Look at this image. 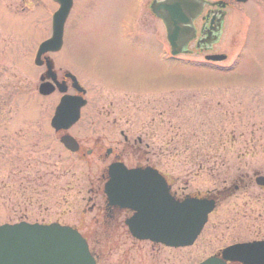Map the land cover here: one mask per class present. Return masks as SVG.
Wrapping results in <instances>:
<instances>
[{"label": "rangeland", "instance_id": "rangeland-1", "mask_svg": "<svg viewBox=\"0 0 264 264\" xmlns=\"http://www.w3.org/2000/svg\"><path fill=\"white\" fill-rule=\"evenodd\" d=\"M128 2L74 0L64 49L51 56L55 68H67L57 60L82 81L91 78L92 71L101 82L117 87L170 89L155 99L164 98V106H152L157 109L155 122L162 119L169 126L165 139L173 140V165L187 167L188 176L205 173L204 180L211 182L227 178L231 183L244 176L251 181L256 204L254 214L245 216L250 190L236 196L212 217L197 242L184 249L152 247L117 230L105 243L93 245L98 264H195L235 239L264 238V193L253 183L254 175L264 173V0L231 3L213 49L226 59L213 63L201 56H179L174 63L160 59L148 37L123 23L133 13ZM54 9L51 0H0V225L59 222L87 235L95 228V213L81 211L90 205L83 202L86 191L98 186V174L87 168L94 170L95 158L78 162L61 148L49 127L58 93L42 97L36 91L42 67L33 65V57L43 37L49 36ZM158 30L161 37L160 25ZM153 50L158 59L147 56ZM186 61H200L207 68L186 66ZM124 92H104L99 102L90 93L82 118L88 119L90 112L108 113L109 119L138 116L135 92ZM120 94V106L108 110L107 103ZM124 102L132 110L123 109ZM148 107L139 106L144 124L150 118ZM168 118H174L173 123ZM88 133L86 139L93 140ZM129 159L125 163L134 165V158Z\"/></svg>", "mask_w": 264, "mask_h": 264}, {"label": "flooded vegetation", "instance_id": "flooded-vegetation-1", "mask_svg": "<svg viewBox=\"0 0 264 264\" xmlns=\"http://www.w3.org/2000/svg\"><path fill=\"white\" fill-rule=\"evenodd\" d=\"M182 3L184 1L182 0ZM219 3V4H218ZM231 3H234L232 0H209L203 5L200 14L191 21V26L194 30V38L186 45V47L182 50L181 55L174 56L172 55L168 42L166 40V31L163 20L159 17V14L166 15L168 19V23L172 21L173 15L170 11L166 10V7L169 5V1L167 0H129L127 8L132 10L133 13L130 16H125L123 18V23L129 25L135 32L136 35L148 37L149 45L153 48L155 47L159 49V57L160 59L170 60L173 63L177 60L176 57L179 56H188V57H200L204 62H208L205 58L208 55H217L214 53L213 49L215 45L219 43L220 35L223 31V26L226 17V10L230 8ZM167 5V6H166ZM74 9V0H72V5L69 10V13L65 19L63 25L62 32V43L60 49L54 53L59 54L64 49V33L67 29L71 16L73 14ZM159 25L162 27V36L160 37V33L158 30ZM181 25V24H180ZM183 26V25H182ZM220 34V35H219ZM47 38V37H43ZM43 39V40H45ZM42 40V41H43ZM53 54H48V57L52 61L54 78L55 81L63 86L66 89V94L69 96H76L77 93L75 89H83L85 91L82 96L86 100V104L80 109V116L75 124H73L68 130L64 132H55L51 127V131L53 132L54 137L57 139L61 148H63L67 153L76 157L78 162L86 160L88 157L95 158L94 165H91L94 170H92L89 166L87 167L89 171H94L95 174H98L96 182L98 184L97 188H89L86 191V196L83 199V202L86 204H90L88 206L87 211L82 210L81 213H95L93 217V226L95 228L91 229L87 237H93L100 231H105L107 236H114L117 230H123L125 234L130 235L124 225V221L132 216V212L129 210H121L117 207L109 206L106 202V197L102 191L103 184L107 180V171L108 167L112 163H120L124 165V167L128 170L132 169H144L150 168L156 171L165 181V184L168 188L169 196L178 202L183 201L186 198H194V199H205L208 201H212L214 204V208L211 213L207 216V220L205 225L203 226L200 234L192 244V246L197 242V240L202 236L206 226L210 224L211 219L214 215L220 214V208L228 205L230 202L235 200V197L238 195L245 196V193L250 190L251 181H244V176L237 179V181H232L231 183H227V178L222 182H211L206 181L204 178L207 176L205 173L201 175L192 174L190 176L187 175L184 170L187 167L184 166H176L173 165L174 162V153H173V140L165 139V135L169 132V126L163 124V120L159 119L158 122H155L156 118H153V109L152 104H156L157 106H164V98L160 101L155 100L156 98L163 97V94L170 92V89L161 88H141V89H131L126 86L117 87L107 83H103L100 81V77L97 76L96 72L90 71V76L88 80L82 81L76 75V73L67 66L64 62L59 63L60 65L66 66L64 67H56L51 58ZM147 56L150 59H158V53H155L154 50L152 53H147ZM56 57V56H55ZM190 61V60H188ZM183 63V62H179ZM212 63V62H210ZM186 66L192 65L197 68L207 66L205 64L202 65L200 61H195V63H190L187 61L183 63ZM211 69V68H209ZM45 71L44 66H42V77ZM44 81L49 82L45 78ZM83 82V85L81 83ZM84 84L86 86H84ZM167 86L166 88H168ZM172 90V89H171ZM123 92L132 91L138 92L134 93V99L139 101V106L142 108L143 105H149L147 110H149V117L147 122L144 124L145 117H143V113H139L138 116L135 115L134 118H112L109 119V114L90 112V117L88 119L82 118V111L88 106V100L91 99L90 93L96 97V100L99 102L100 94L104 92ZM57 92H52L50 95H53ZM122 94L112 101L107 103L108 110L116 109L120 106L119 101L122 100ZM87 95V96H86ZM45 96V97H48ZM44 97V96H42ZM60 94H58V98L60 99ZM88 97V100H87ZM58 99V100H59ZM127 101V98L125 99ZM130 102V101H128ZM132 103V101H131ZM125 106L123 109H131L130 106H127V103L124 102ZM169 107V106H165ZM132 110V109H131ZM129 111V110H126ZM125 111V112H126ZM162 116L163 114L159 112ZM94 115H98L99 117H95ZM160 116V117H161ZM174 116V109H173ZM101 118V119H100ZM158 119V118H157ZM170 122L173 123L174 118H168ZM49 120V126H50ZM87 121V123H85ZM155 122V123H154ZM154 123V124H153ZM149 127V128H148ZM160 131L162 132L161 134ZM89 136H93V140L86 139L88 136H85L86 133ZM173 133V132H172ZM63 135H67L71 137L77 147V151L71 153L67 150L63 144L60 142V138ZM85 136V137H84ZM111 141L115 142L112 144ZM160 143V144H159ZM197 154L195 157L200 158ZM211 157V156H210ZM134 165H128L125 163L126 160L131 162V159ZM102 164H105L102 166ZM98 166V167H97ZM217 167V166H216ZM179 168V171L176 172V169ZM218 168V167H217ZM190 170V169H189ZM183 171V173H182ZM184 174V175H181ZM177 174V176H176ZM214 176V175H213ZM61 178V176H60ZM192 186V187H191ZM205 186H209L212 190H204L202 189ZM255 190H258L261 193H264V188L258 187L254 184ZM195 190V191H194ZM249 205L245 212V216L254 214L255 212V191H249ZM243 207L246 208L247 204L242 203ZM218 214V215H219ZM240 224V223H239ZM74 227V226H72ZM75 228V227H74ZM133 240V239H132ZM135 241V240H134ZM251 242H264V238L260 236H248L235 239L234 241H230L226 244L221 245L216 251L212 252L210 255L204 257L199 260L195 264H199L204 261L208 257L215 256L220 258V252L233 245L251 243ZM145 243V242H144ZM148 243V242H147ZM152 247H163L159 244L148 243ZM190 246V247H192ZM189 248V247H187ZM91 252L95 256L93 259L95 263L98 264L99 255L97 251H95V247L91 244ZM171 249V248H166ZM184 249V248H179ZM226 264H239L227 262Z\"/></svg>", "mask_w": 264, "mask_h": 264}, {"label": "water", "instance_id": "water-1", "mask_svg": "<svg viewBox=\"0 0 264 264\" xmlns=\"http://www.w3.org/2000/svg\"><path fill=\"white\" fill-rule=\"evenodd\" d=\"M57 11L51 18V36L38 46L34 64L41 66L40 57L56 52L61 46L64 21L70 10L71 0H53ZM166 10L173 15L166 26L167 40L171 53L176 55L193 38L191 21L197 17L203 0H167ZM245 3L247 0H234ZM180 24L184 26H180ZM207 60L221 61L224 56H208ZM44 77L51 78L59 93L66 89L55 82L52 62L45 58ZM44 77H40V81ZM54 87L41 83L40 95H48ZM84 94L82 89H75ZM85 104L80 97L62 96L50 121L55 132L65 131L79 118V110ZM63 146L75 152V141L67 135L61 137ZM255 184L264 188V175L255 178ZM103 193L109 206L129 210L132 216L124 221L130 236L138 241H149L168 248L192 245L213 210L212 201L186 198L181 202L173 200L168 193L164 179L150 168L126 169L120 163L108 167ZM264 264V242L237 244L223 249L220 258L210 257L200 264ZM0 264H94L85 240L76 230L52 224H29L19 222L0 225Z\"/></svg>", "mask_w": 264, "mask_h": 264}, {"label": "trees", "instance_id": "trees-1", "mask_svg": "<svg viewBox=\"0 0 264 264\" xmlns=\"http://www.w3.org/2000/svg\"><path fill=\"white\" fill-rule=\"evenodd\" d=\"M91 238V237H90ZM93 245H97V244H101V243H105L107 241V239L110 238V236H107L105 234V231H100L99 233H97L96 235H94L93 237ZM91 238V239H92Z\"/></svg>", "mask_w": 264, "mask_h": 264}]
</instances>
